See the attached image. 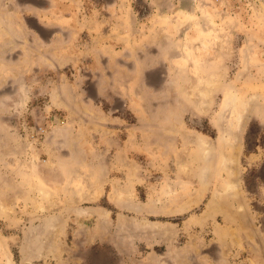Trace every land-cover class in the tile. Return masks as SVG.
Listing matches in <instances>:
<instances>
[{
	"label": "rangeland",
	"instance_id": "374dc122",
	"mask_svg": "<svg viewBox=\"0 0 264 264\" xmlns=\"http://www.w3.org/2000/svg\"><path fill=\"white\" fill-rule=\"evenodd\" d=\"M0 43L40 197H0V264H264V0H0ZM81 102L135 124L132 157L81 168Z\"/></svg>",
	"mask_w": 264,
	"mask_h": 264
},
{
	"label": "crops",
	"instance_id": "0c3cea01",
	"mask_svg": "<svg viewBox=\"0 0 264 264\" xmlns=\"http://www.w3.org/2000/svg\"><path fill=\"white\" fill-rule=\"evenodd\" d=\"M176 17L179 22L175 25L166 24V29L170 30V27H175L178 31L180 30V14ZM194 28L195 27H192L191 30H194ZM2 46L3 45L0 43V47ZM4 61L5 58L0 59L1 65H8V63ZM10 78V75H0V197L1 200L7 199L17 202L21 199L20 196H22V194L27 193V198L32 195L34 200L36 199L40 202V197L36 196L35 192L31 191L30 188L24 184L25 181L23 180V177H25L27 178V182H30L31 179L33 183H36V178L34 176L30 177V174H24L19 166V156L22 154V148H24L22 147L23 133L21 128H25L27 123L23 121L22 118L24 117V108L21 106L19 100L15 99L16 95L13 97V92L5 87L7 85V80ZM79 93H81V91ZM75 108L80 110V112L85 114L89 119L85 120L83 117L80 123H78L73 119L74 114H72L70 119L64 122L63 129L68 138L66 140L68 145H76L82 148L83 153H81V157L79 158L82 165L81 168L89 172V169L92 167L91 162L97 157L104 161H107L110 157L116 158L115 155L120 153H116V150H114L113 154H111V149L114 146L116 148L121 147V150L126 156L129 155L132 157V150H136L137 146L134 141L136 133H133L136 128L135 124L132 123L127 125L125 121L117 119L116 116L106 114L100 106L81 102L80 105H76ZM71 109V111H74L73 108ZM94 115L96 116L95 119H91ZM122 124H126L124 125V131H126L124 135L126 136L119 137V132L123 126ZM159 127L162 130H166L164 134H169L170 128H180L179 131L173 132V134L177 136L180 135V156H183L186 152L199 154V142L203 133L194 128V126L188 124L184 120L180 121V125L167 120L159 123ZM54 138V136L49 135L51 143L55 142ZM148 138L151 140L152 136ZM148 144L151 145V141L148 142L147 145ZM145 149L146 152H149L147 146ZM49 155L52 156V161L56 159V153L53 152L51 154V152H49ZM61 159V157L57 158V160ZM44 162H47V160ZM58 165H60V162ZM102 172L103 171H100L101 175L103 174ZM16 202L13 204L17 206Z\"/></svg>",
	"mask_w": 264,
	"mask_h": 264
},
{
	"label": "bare ground",
	"instance_id": "6f19581e",
	"mask_svg": "<svg viewBox=\"0 0 264 264\" xmlns=\"http://www.w3.org/2000/svg\"><path fill=\"white\" fill-rule=\"evenodd\" d=\"M198 86L197 85H194L192 88H191V91H190V93L191 94H193L192 92H194L195 90H198V92H199V94H201L202 95V97L204 98L203 100H201V102H203V105L200 107V108H202L203 107V110H205V109H207V99H208V95H209V89L206 87V88H204L202 91L199 89V88H197ZM209 87V86H208ZM211 87V86H210ZM192 89H194V91H192ZM201 91V92H200ZM197 93V92H196ZM194 95V94H193ZM196 95V94H195ZM202 99V98H201ZM206 102V103H205ZM199 104V103H198ZM45 196V195H44ZM46 197V196H45ZM10 211V210H9Z\"/></svg>",
	"mask_w": 264,
	"mask_h": 264
}]
</instances>
